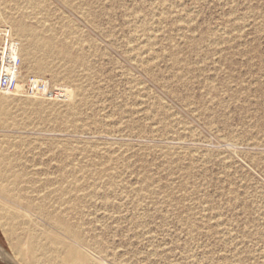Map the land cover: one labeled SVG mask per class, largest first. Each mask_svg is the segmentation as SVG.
<instances>
[{
	"label": "rangeland",
	"instance_id": "rangeland-1",
	"mask_svg": "<svg viewBox=\"0 0 264 264\" xmlns=\"http://www.w3.org/2000/svg\"><path fill=\"white\" fill-rule=\"evenodd\" d=\"M0 24L22 83L64 92H0V148L28 180L0 211L31 222L0 214V264L61 215L94 264H264V0H0Z\"/></svg>",
	"mask_w": 264,
	"mask_h": 264
},
{
	"label": "bare ground",
	"instance_id": "bare-ground-1",
	"mask_svg": "<svg viewBox=\"0 0 264 264\" xmlns=\"http://www.w3.org/2000/svg\"><path fill=\"white\" fill-rule=\"evenodd\" d=\"M12 20H13V23L19 35L24 36L25 39L27 40V46L25 47L24 51H25V55L27 56V58L30 60V62L33 65L32 69L35 71L43 70V67H44L43 61L41 62V61H38L37 59L35 60L33 59L34 53H35V51L33 50L34 46L32 44L30 34L27 32V27L25 26V23L15 18H12ZM37 46L39 49H41L42 52L47 53L48 52L47 48L51 46V43L45 41L43 43L38 44ZM20 87H22V85H20ZM65 88L69 95L71 96L74 95L75 93L74 89L68 88V87H65ZM11 159L12 158H9L5 154V152L0 148V194L3 196H7V197H10L12 194L11 188H15L19 186V189H20L25 184V182H28L26 177H24L25 174L23 175L21 172H19L16 169V167L14 166L15 164L12 163ZM52 192H55V191L54 190L51 191V194H53ZM19 196L20 197H16L14 199L18 202H21L22 200L26 199L25 200L26 206H29V207H32L38 210V206L32 203L33 199L30 198V196L22 194V193ZM58 197L60 198V196ZM0 214L9 216V218L12 220V223L15 225L16 223H19V222H22L25 224L31 223V222L30 223L27 222L28 220L22 219L20 215L17 214L16 212H13L10 210L7 213L0 211ZM61 216L59 218L57 217L56 219L55 218H51V219H52L53 224L56 226V228L60 229L63 232L62 233L63 235H56L52 238H48V237L45 238L44 236V238H42V239H46V242H44L43 240L40 239V236L38 237L37 235H33L32 230H29L28 250L23 253L18 251L16 252V255L13 253L14 260H16L19 264H94L93 260L82 249L86 245L84 237L78 232V230L76 229L77 227L76 228L74 227L73 225L74 223H71L69 219L67 220V218H64ZM66 217L68 216L66 215ZM22 229H24L25 231V227ZM40 233H38V235ZM4 254L1 250L0 257H3Z\"/></svg>",
	"mask_w": 264,
	"mask_h": 264
},
{
	"label": "built area",
	"instance_id": "built-area-1",
	"mask_svg": "<svg viewBox=\"0 0 264 264\" xmlns=\"http://www.w3.org/2000/svg\"><path fill=\"white\" fill-rule=\"evenodd\" d=\"M22 68L20 41L9 25L0 24V92L24 91L33 95H64L63 91L51 90L47 82L41 79L29 78L22 83Z\"/></svg>",
	"mask_w": 264,
	"mask_h": 264
}]
</instances>
